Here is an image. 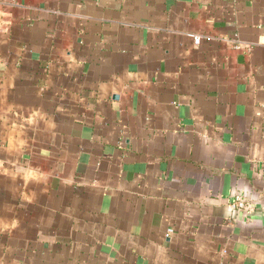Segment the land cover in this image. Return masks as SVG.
<instances>
[{
	"label": "crops",
	"instance_id": "0c3cea01",
	"mask_svg": "<svg viewBox=\"0 0 264 264\" xmlns=\"http://www.w3.org/2000/svg\"><path fill=\"white\" fill-rule=\"evenodd\" d=\"M0 264H264V0H0Z\"/></svg>",
	"mask_w": 264,
	"mask_h": 264
},
{
	"label": "built area",
	"instance_id": "2783aa9c",
	"mask_svg": "<svg viewBox=\"0 0 264 264\" xmlns=\"http://www.w3.org/2000/svg\"><path fill=\"white\" fill-rule=\"evenodd\" d=\"M193 42L198 44L201 40L200 35H193ZM229 207L232 209H245L247 207V203L241 198V196H236L232 201L229 202Z\"/></svg>",
	"mask_w": 264,
	"mask_h": 264
}]
</instances>
